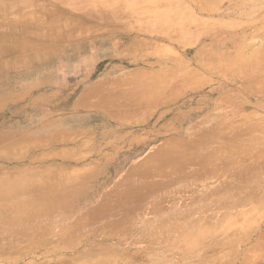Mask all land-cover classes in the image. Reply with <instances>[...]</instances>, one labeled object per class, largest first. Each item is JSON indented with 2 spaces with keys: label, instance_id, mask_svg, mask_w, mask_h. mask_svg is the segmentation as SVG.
<instances>
[{
  "label": "rangeland",
  "instance_id": "obj_1",
  "mask_svg": "<svg viewBox=\"0 0 264 264\" xmlns=\"http://www.w3.org/2000/svg\"><path fill=\"white\" fill-rule=\"evenodd\" d=\"M90 1L0 0V264H264V0Z\"/></svg>",
  "mask_w": 264,
  "mask_h": 264
},
{
  "label": "bare ground",
  "instance_id": "obj_2",
  "mask_svg": "<svg viewBox=\"0 0 264 264\" xmlns=\"http://www.w3.org/2000/svg\"><path fill=\"white\" fill-rule=\"evenodd\" d=\"M76 1L91 2L90 0H76ZM93 1L94 2H92V3H100V5L103 4V6L106 8V11H108L107 13L110 15V17H108V18H110L111 21L119 20L123 24H124V21H127V19H130V16L135 14L136 10L134 8L137 7L138 11H142L141 7L145 6V2H146V0H114V2L112 0H93ZM133 3H135L137 5H135ZM156 3H158V1H156ZM139 6H141V7H139ZM101 9L105 11L104 8H101ZM145 10L146 11H144V12H148L149 8H146ZM164 10H166V8H164ZM159 11L161 12V10H159ZM157 12H158V10H156V9H155V11H153L154 14H157ZM98 14H99L98 12L93 13V15H98ZM113 31H115V33H118V34L128 35V33L125 32L124 26H122L121 24L118 26H115ZM139 31H140V29L137 30V33ZM132 33H134V31Z\"/></svg>",
  "mask_w": 264,
  "mask_h": 264
}]
</instances>
